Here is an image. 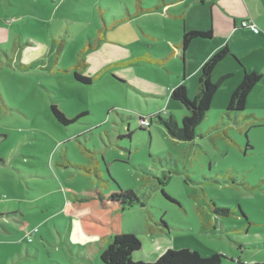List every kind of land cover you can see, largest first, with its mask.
Here are the masks:
<instances>
[{
  "label": "rangeland",
  "instance_id": "rangeland-1",
  "mask_svg": "<svg viewBox=\"0 0 264 264\" xmlns=\"http://www.w3.org/2000/svg\"><path fill=\"white\" fill-rule=\"evenodd\" d=\"M143 1L0 0V264H81L65 211L94 185L77 166L96 159L103 165L94 175L143 201L122 212L123 232L144 246L137 260L187 248L222 254L221 264H264V83L254 88L261 97L232 117L219 100L228 88L220 87L191 141L170 137L156 121L141 129L138 115L159 109L181 125L187 112L168 99L181 70L171 44L184 22L169 17L163 1ZM82 50L111 54L109 65L94 68L98 76L84 71L89 84L58 71L84 68ZM140 55L166 62L114 64ZM239 60L251 63L248 54ZM199 64L187 62V74ZM54 103L68 119L86 114L64 125ZM213 204L230 212L217 214Z\"/></svg>",
  "mask_w": 264,
  "mask_h": 264
},
{
  "label": "crops",
  "instance_id": "crops-1",
  "mask_svg": "<svg viewBox=\"0 0 264 264\" xmlns=\"http://www.w3.org/2000/svg\"><path fill=\"white\" fill-rule=\"evenodd\" d=\"M162 1L166 8V14L174 20H181L184 22L185 27V30L182 33L179 30L177 31V34L180 35V37L177 36L171 44L173 49L171 54H173V56L179 57L181 64V70L179 69L180 71H176L178 81L174 84V87L183 83L186 85L188 92H192L194 97L198 92V79L202 64L213 53L224 47H227L229 50H231L236 58L232 55V60H227L225 58L224 61L218 64L213 71L212 75H215L218 79L228 73H231V76L234 77L233 80H229L228 78L222 85V87H227L228 90H222V96L219 98L221 103L224 102V105L227 104L232 92L239 85L243 78L244 69L260 73L262 75V80L259 83H264V0H156V2ZM141 2L145 1L141 0ZM250 18L253 19L254 22L259 26V33H254L249 28L242 26V22ZM200 26L204 27L208 31H211V36L209 39H194L188 48L183 50L180 47L183 33L185 31L201 29ZM211 40L215 42L209 44ZM61 51L62 50H60V52ZM82 52L84 54L82 58L85 60L84 68L80 69L78 64L76 65L73 63L74 65L71 64L68 69H58V71L67 72L73 70L74 72L78 71L77 69L79 68L80 73L83 74L84 71H89L88 73H92L94 77H96L98 76V73L94 71V68H100L102 65H109L107 58L111 56V54L108 50H105V54L100 50H82ZM117 52L120 53V51ZM247 54L250 56L251 63L249 65L244 64V66L239 58ZM107 55L108 57H106ZM57 56H59V51ZM141 57H145L146 59H141ZM165 58L152 59L146 55H140L127 58L124 61L114 62V64L132 65L134 63L146 62L149 65H158L166 62ZM192 60L200 64L197 67H189V73L187 74L186 63ZM54 65H57V61ZM93 71L95 73H93ZM133 87H135V85ZM254 88L249 94L248 99L250 97H255L257 99L261 97L259 93L255 94ZM149 94L153 96H160L158 93L149 92ZM170 95L171 92L168 95V99L172 101ZM156 110L157 111L154 113H160L158 111L159 109ZM154 113L150 114L149 116L153 115ZM141 116L144 117V115H138L137 118ZM168 116H174L176 118L175 113H170ZM102 165L103 161L96 159L94 161H90L89 163L77 166L78 168L84 170V173L94 177L93 187L86 189L84 192L97 187L105 192V188L99 185L97 178L98 176L93 174L94 172L100 171ZM106 166L108 165L106 164ZM100 177L103 178V175ZM146 184L148 186L151 185V183ZM107 186L110 187L108 188L109 191L116 190V186L113 184H107ZM77 195L80 194H74L73 198ZM70 201L71 199L68 200V204L70 205L71 210L69 208L68 211H65L66 213L68 212V217L71 218L68 234V237L71 239H69L68 242L71 246H78L80 251L83 253L80 257H78L81 264L100 263V254L103 249L107 247L108 240L101 239L96 241L87 239V237L81 231L77 218L79 215L73 214L75 212L72 209ZM142 248H144V246H142ZM160 252L161 251H156L157 254ZM150 255L151 254H148V256ZM139 257L140 254L138 252L133 254V258L135 260L140 259Z\"/></svg>",
  "mask_w": 264,
  "mask_h": 264
},
{
  "label": "trees",
  "instance_id": "trees-1",
  "mask_svg": "<svg viewBox=\"0 0 264 264\" xmlns=\"http://www.w3.org/2000/svg\"><path fill=\"white\" fill-rule=\"evenodd\" d=\"M210 36L211 31L206 33L196 30L185 31L180 47L185 50L194 39ZM58 51L56 52L57 55ZM228 55L236 58L231 50L224 47L205 60L201 66L198 79V92L193 98L189 97L187 88L183 83L172 89L170 98L173 101L180 102L187 110L183 116L181 125H179L178 120L174 116L164 118L160 113H154L149 117L141 116L138 118V123L143 118L151 120L148 127L140 126L141 129L149 130L152 122L156 121L164 127L170 137L180 141L193 140L197 135L196 130L198 125L203 121L212 107L214 95L231 76V73L223 75L215 84L211 81L214 69ZM141 59L146 58L141 57ZM22 67H32V65ZM73 76L83 84H89L92 81V78L83 75L79 71H74ZM261 80L262 75L258 72L244 69L243 78L232 92L227 104L225 113L229 117H232V113H242L244 111L249 94ZM51 110L54 117L64 125H68L86 114V112H82L76 117L68 119L56 104L51 105ZM127 128L130 129L129 124ZM97 178L101 187L107 186V184L117 185L112 177L102 178L98 175ZM104 193L97 187L75 196L70 201L72 209L81 218L79 222L80 228L87 239L96 241L101 239L108 240L107 247L103 249L100 255L101 264H221L224 257L222 254L213 253L210 256L201 257L196 250L187 248L178 250L167 249L153 262L134 260L133 254L142 248V242L136 235L123 232L121 226L122 212L127 207L143 204V201L131 189L114 190L110 191L107 195ZM213 209L217 214H228L230 212L229 209L218 208L214 204Z\"/></svg>",
  "mask_w": 264,
  "mask_h": 264
},
{
  "label": "built area",
  "instance_id": "built-area-1",
  "mask_svg": "<svg viewBox=\"0 0 264 264\" xmlns=\"http://www.w3.org/2000/svg\"><path fill=\"white\" fill-rule=\"evenodd\" d=\"M242 26L243 27H246V28H249L252 32H254V33H259L260 32V28H259V26L254 22V20L253 19H247V20H245V21H243L242 22ZM139 123L140 124H144V125H146L145 127H148L149 125H150V123H149V121H148V119H145V118H143V119H140V121H139ZM36 231V230H35ZM33 234V233H32ZM34 235H35V233H34ZM32 235H28L27 236V241L28 242H31L32 241Z\"/></svg>",
  "mask_w": 264,
  "mask_h": 264
}]
</instances>
